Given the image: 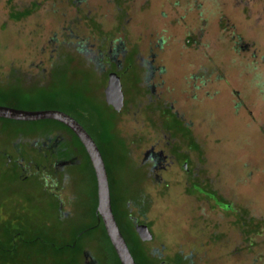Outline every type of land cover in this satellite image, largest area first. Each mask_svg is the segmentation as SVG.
<instances>
[{
	"label": "rangeland",
	"instance_id": "1",
	"mask_svg": "<svg viewBox=\"0 0 264 264\" xmlns=\"http://www.w3.org/2000/svg\"><path fill=\"white\" fill-rule=\"evenodd\" d=\"M152 47L162 69L149 81ZM109 73L122 83L119 113L106 101ZM2 90V106L61 111L90 133L122 219L134 201L169 261L264 264V0H0ZM53 129L0 119V238L19 248L8 264H120L103 226L89 230L87 157L50 171L52 156L14 144ZM156 141L177 158L162 186L143 161ZM184 159L197 175L181 173Z\"/></svg>",
	"mask_w": 264,
	"mask_h": 264
},
{
	"label": "flooded vegetation",
	"instance_id": "2",
	"mask_svg": "<svg viewBox=\"0 0 264 264\" xmlns=\"http://www.w3.org/2000/svg\"><path fill=\"white\" fill-rule=\"evenodd\" d=\"M159 46H160V44H157L158 48H159ZM158 48H157V50H158ZM152 51H153V47L151 48V54H150L152 59L150 60L149 66L147 68V69H149V72H150L149 81H151L152 79H155L158 76L157 72H159L162 69L158 66H155L156 55H155V53H152ZM114 54L115 53L113 52V50L108 51L107 52L108 60L110 63H112V65L118 66L121 64V62L119 60H115V58H113ZM111 72H113V71H111ZM111 74L112 73H109V77H108L109 79H110ZM156 85L157 84H151L148 88L150 90H153V92H155L156 91L155 90ZM168 108L176 116L180 117L179 113L174 111V105L173 104L168 106ZM123 109H124V107H123ZM114 111L118 112L116 110H114ZM61 128L62 129H53L52 131L48 132L47 134H45L44 136H42L40 138H38L37 136L33 137V138L31 136H29V137L28 136H21L20 140L18 142H14V144L16 146H19V145L27 146L31 151L42 150V151H45L44 153H48L49 156H52V159H51V162L49 165L50 171L51 170L62 171L67 167L75 165L77 162L82 161L80 154H83V157H87V159L89 160V162L92 165L89 154H88L87 150L85 149L84 145L82 144V142L80 141V139L78 138V136L69 127H67L64 124H63V126L61 125ZM78 140H79V142H78ZM94 141L96 142L97 146L99 147L100 152H101L103 159L105 161V164H106L105 155H104V152H103L101 146L99 145V143L96 140H94ZM62 143H64V145H65V148H63V149H65L69 153L68 154L69 156L67 158L62 157L60 151L58 150V147ZM168 145L169 144H166V146H165L162 144L161 141H158V142L156 141L148 149H146V151L143 153V161H147L150 163L151 179L153 181H156V185H158V186L167 185L166 175L170 172L171 167L175 164V162L177 160V158L175 159L173 157V155L169 152V149H167ZM63 151L64 150H62V152ZM8 153L9 152H4L2 154H3V156H6L8 158V160L10 161L11 157ZM184 154L187 155V157L189 159L188 154L187 153H184ZM16 162H18L22 166L25 164L23 159H18ZM29 165L37 167L35 162H29ZM92 167H93V165H92ZM106 168H107V166H106ZM93 169H94V167H93ZM179 170H181V173H183V175H186L187 177H194L195 175H197L196 173H194V170L190 169L189 166L186 164V159L179 162ZM107 172H108V169H107ZM94 174L96 176L95 170H94ZM110 192H111V201H112L113 194H112V190H111V185H110ZM133 204L134 203H131L130 201H128V206L130 207L129 208L130 213L128 214V219H129V223H130L129 225L131 227V231H132L133 235L135 236L134 242L129 238V234L125 230L121 229L120 227L119 228H120V230H121V232H122V234H123V236L127 242V245L129 247L130 252H131L132 256L134 257L136 263L137 264H144V262L145 263L147 262L148 264H180V263H177L176 261H169L168 260V253H166V249H167L166 245L158 242L152 231H151L153 234L152 240L143 241L140 238L138 232L136 231V226L139 224H146L149 227V229H150V226L148 223H146L145 221H143L141 219V216H143L141 214L142 208L135 206V204L134 205ZM96 205L98 207L97 178H96ZM212 208L214 209V207H212ZM97 215L99 216V218H97L96 224L100 223V220H102L101 216L99 214H97ZM96 224L94 226H96ZM94 226H92V227H94ZM112 246H113V244H112ZM113 249L115 250L114 246H113ZM115 252H116V250H115ZM86 254H87L86 259H88L89 254L88 253H86ZM116 254H117V252H116ZM178 254H179V252H178ZM190 256H193V254H189V255L188 254H186V255L182 254L181 255L182 260L184 259V261L187 263H189L188 258ZM142 260H144V262ZM119 261H120V259H119ZM120 263H121V261H120ZM86 264H95V263L94 262L89 263V261L86 260Z\"/></svg>",
	"mask_w": 264,
	"mask_h": 264
},
{
	"label": "water",
	"instance_id": "3",
	"mask_svg": "<svg viewBox=\"0 0 264 264\" xmlns=\"http://www.w3.org/2000/svg\"><path fill=\"white\" fill-rule=\"evenodd\" d=\"M106 101L111 109L118 112L124 107L122 83L116 73L110 75L106 89ZM0 118L20 122L54 120L66 125L78 136L89 154L96 173L98 183L97 213L104 222L107 235L122 264H137L113 213L109 176L105 161L99 147L87 130L72 116L56 110L29 111L0 105ZM136 231L143 241L153 239V234L146 224L137 225Z\"/></svg>",
	"mask_w": 264,
	"mask_h": 264
},
{
	"label": "trees",
	"instance_id": "4",
	"mask_svg": "<svg viewBox=\"0 0 264 264\" xmlns=\"http://www.w3.org/2000/svg\"><path fill=\"white\" fill-rule=\"evenodd\" d=\"M23 13V12H22ZM9 95V93H7V92H5V91H0V97H7ZM0 119H2V118H0ZM4 120H7V119H4ZM49 121H52V122H54V123H56V124H58L59 126H63V124H61V123H59L58 121H54V120H49ZM18 122H20V121H18ZM33 122H35V121H32V123ZM78 142H79V140H78ZM188 142V147H191V148H194V147H196V145L198 146V144L194 141V139L191 137L190 138V135H189V141H187ZM191 148H190V150H191ZM107 166V165H106ZM108 175H109V172H108ZM94 176H95V174H94ZM95 180H96V176H95ZM109 182H110V185H111V190H112V182H111V180L109 179ZM214 192H216V191H214ZM220 195V194H219ZM221 196V195H220ZM219 196V197H220ZM221 198V197H220ZM222 199V198H221ZM133 203H134V201H133ZM135 204V203H134ZM112 208H113V213H114V215H115V218H116V221H117V223L119 224V227L121 228V229H123V230H125L128 234H129V238L134 242V240H133V238L131 237L132 235H131V233L129 232V228H130V226L128 225H126V222H124V220L122 219V214H121V212L119 213V210H118V207H117V204H116V202H115V200H114V198H112ZM94 214H95V219H96V223H97V218H99V216L97 215L98 213H97V205H95V209H94ZM125 215H127V211H125V213H124ZM142 215H146L145 214V211H142V213H141ZM126 219L128 220V222H129V219H128V216H126ZM130 224V223H129ZM97 225H102L103 226V228L105 229V226H104V223H103V221L102 220H100V223H98V224H96V226H94V227H92V228H88L89 230H91V229H93V228H95V227H97ZM89 230H87V231H89ZM105 233H106V235H107V232H106V230H105ZM7 238H5V239H2V238H0V258H1V264H8L9 263V261H8V259H9V257L11 256V254L12 253H18L19 252V248H18V246H17V244L16 243H13V239H12V237H14L13 235H11V234H9V235H7L6 236ZM107 238H108V240H109V242H110V244H111V241H110V239H109V237H108V235H107ZM111 246H112V244H111ZM76 247H77V244H74L73 246H69V248H71V249H73V250H75L76 249ZM112 249H113V246H112ZM113 251H114V253H115V255H116V257H117V259H118V261H119V258H118V256H117V254H116V252H115V250L113 249ZM10 255V256H9ZM143 262H144V260H142ZM119 263H120V261H119ZM121 264V263H120ZM144 264H148L147 262L145 263L144 262Z\"/></svg>",
	"mask_w": 264,
	"mask_h": 264
}]
</instances>
